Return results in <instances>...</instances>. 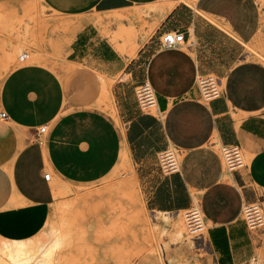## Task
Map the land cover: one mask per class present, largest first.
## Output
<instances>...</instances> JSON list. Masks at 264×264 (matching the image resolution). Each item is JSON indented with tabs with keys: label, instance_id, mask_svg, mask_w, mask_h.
I'll list each match as a JSON object with an SVG mask.
<instances>
[{
	"label": "crops",
	"instance_id": "crops-1",
	"mask_svg": "<svg viewBox=\"0 0 264 264\" xmlns=\"http://www.w3.org/2000/svg\"><path fill=\"white\" fill-rule=\"evenodd\" d=\"M41 2L47 11L72 17L78 28L65 57L39 54L36 60L44 63L9 77V104L0 109L6 114L0 116V238L28 240L47 222L54 201L51 173L61 172L63 156H53L37 132L63 108L58 93L64 67L80 65L116 78L112 90L123 126L105 134L107 166L121 149L153 213L179 212L198 201L215 264H264V228L257 238L242 217L243 203L256 200L264 187V0ZM121 24L131 31L122 50L112 41ZM166 31L183 32L182 43L161 48ZM206 73L224 86L208 102L195 83ZM144 81L155 93L153 112L141 110L134 95ZM47 93L56 94L50 104ZM213 136L244 148L245 175L225 171ZM168 146L178 148L182 159L178 171L164 174L157 154Z\"/></svg>",
	"mask_w": 264,
	"mask_h": 264
},
{
	"label": "rangeland",
	"instance_id": "rangeland-1",
	"mask_svg": "<svg viewBox=\"0 0 264 264\" xmlns=\"http://www.w3.org/2000/svg\"><path fill=\"white\" fill-rule=\"evenodd\" d=\"M77 28L72 17L47 11L41 0H0L1 110L9 104L5 92L10 75L31 63H44L36 60L42 58L39 54L65 57L70 33ZM125 29H118L112 40L121 50L131 41ZM24 52L28 56L20 60ZM115 80L80 65L64 67L58 93L63 108L39 125V129L46 126L40 136L43 145L53 156L62 154L63 169L58 175L51 173L54 201L45 226L25 240L16 260L25 264H215L206 229L198 236L189 233L185 210L153 213L144 206L130 174L133 168L122 158L121 149L107 166L103 139L123 126L112 90ZM55 95L47 93L46 102L50 104ZM134 95L137 100L135 90ZM24 96L21 107L27 105V93ZM210 142L227 171L219 140L213 136ZM240 149L246 163L245 150ZM177 157L181 162L180 151ZM239 171L245 175L244 167ZM195 205L201 208L198 201ZM263 228L251 231L262 238ZM14 252L0 248V258L9 263ZM254 262L249 264H258Z\"/></svg>",
	"mask_w": 264,
	"mask_h": 264
},
{
	"label": "built area",
	"instance_id": "built-area-1",
	"mask_svg": "<svg viewBox=\"0 0 264 264\" xmlns=\"http://www.w3.org/2000/svg\"><path fill=\"white\" fill-rule=\"evenodd\" d=\"M184 39V34L181 31H166L160 35V47L163 49L178 47ZM27 57L23 53L20 59ZM195 83L199 90L200 99L208 102L221 95V80L212 73L198 74L195 77ZM137 103L141 110L145 112H153L156 107V97L151 84L147 81L141 82L135 87ZM0 116H6L5 112H0ZM46 130V126L40 127L37 132V137ZM179 150L175 146H168L160 150L157 154L160 170L164 174L176 172L180 168V162L177 154ZM220 152L228 172H235L245 166L243 154L240 146L236 143L221 144ZM46 180L50 179V172L43 174ZM264 197V187L254 201L246 202L242 205V214L246 226L250 230H259L264 226V211L261 204V198ZM185 220L188 232L198 236L204 233L206 229L204 215L198 205H192L185 209Z\"/></svg>",
	"mask_w": 264,
	"mask_h": 264
},
{
	"label": "bare ground",
	"instance_id": "bare-ground-1",
	"mask_svg": "<svg viewBox=\"0 0 264 264\" xmlns=\"http://www.w3.org/2000/svg\"><path fill=\"white\" fill-rule=\"evenodd\" d=\"M173 1V0H172ZM176 1H178V0H176ZM171 5V4H170ZM166 7V6H165ZM167 8V7H166ZM169 8V7H168ZM168 10V9H167ZM107 18H108V16H107ZM113 18V17H112ZM68 21H69V19H68ZM107 21H109V20H107ZM67 22V21H66ZM131 23V22H130ZM117 24V23H116ZM123 24H121V26H122ZM70 26H72V25H70ZM122 27H124V29H125V26H122ZM122 27H121V29H122ZM117 28V27H116ZM120 29V28H119ZM56 30V29H55ZM123 31V30H122ZM121 31V32H122ZM125 31H126V29H125ZM125 31H123L124 33H126L127 31H128V33H129V31H130V27H129V29H128V27H127V31L125 32ZM63 32V31H62ZM114 32V31H113ZM131 32V31H130ZM55 33V32H54ZM73 31H71V33H70V36H69V38H72V35H73ZM64 35V34H63ZM126 35H128V34H126ZM56 36V35H55ZM123 36V35H122ZM65 37V36H64ZM128 37H129V35H128ZM67 38V37H66ZM68 38V39H69ZM127 38V37H126ZM62 39V38H61ZM65 39V38H64ZM67 39V40H68ZM58 41V40H57ZM63 42H64V40H62ZM65 41H66V39H65ZM55 42V41H54ZM59 43V42H58ZM68 43H69V41H68ZM55 44V43H54ZM60 46V45H59ZM18 47V46H17ZM56 47V46H55ZM57 48V47H56ZM59 48V47H58ZM132 50L134 51L135 50V46L132 48ZM59 51H60V49H59ZM257 52V51H256ZM25 53V52H24ZM22 54L23 53H20L19 54V59H20V57L22 56ZM26 54V53H25ZM263 54V53H262ZM27 56H28V54H27ZM264 56V55H263ZM260 59V58H259ZM258 58H257V60H259ZM20 60H25V58L24 59H20ZM105 93H106V91H105ZM113 103V102H112ZM127 159V158H126ZM125 159V160H126ZM121 165H124L123 163H121ZM130 166V165H129ZM124 176V175H123ZM125 185V184H124ZM145 206V205H144ZM181 221V220H180ZM178 222V221H177ZM181 225H182V223H180ZM181 228H182V226H181ZM188 230V229H187ZM4 234V233H3ZM2 241H3V243L2 244H0V248L2 249H11V250H13V251H15L14 253H12L11 254V258H12V260H10V262L9 263H6V262H4L3 261V259L2 258H0V264H25V263H23L22 262V260H16V253L19 251V250H21V249H23L24 248V246H26V244H24V242H25V240H7V239H3V238H0Z\"/></svg>",
	"mask_w": 264,
	"mask_h": 264
}]
</instances>
